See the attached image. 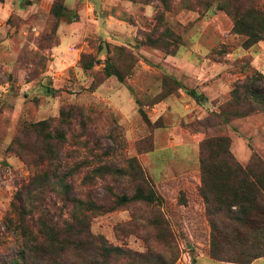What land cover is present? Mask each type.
Listing matches in <instances>:
<instances>
[{"label":"rangeland","instance_id":"rangeland-1","mask_svg":"<svg viewBox=\"0 0 264 264\" xmlns=\"http://www.w3.org/2000/svg\"><path fill=\"white\" fill-rule=\"evenodd\" d=\"M28 1L0 27V264L21 255L24 221L60 232L69 214L86 215L98 251L74 239L51 264H233L208 254L239 236L206 210L198 148L226 136L242 166L264 162V111L218 115L235 85L264 77V28L248 46L233 30L264 0ZM137 190L160 201L119 203Z\"/></svg>","mask_w":264,"mask_h":264},{"label":"trees","instance_id":"trees-1","mask_svg":"<svg viewBox=\"0 0 264 264\" xmlns=\"http://www.w3.org/2000/svg\"><path fill=\"white\" fill-rule=\"evenodd\" d=\"M3 0H0L2 2ZM50 11L59 16L62 8L52 5ZM63 14V13H61ZM73 18V17H72ZM264 28V15L260 10L250 7L237 23L233 30L248 36L247 46L256 43L261 37L257 29ZM109 69L110 64L107 63ZM119 75L108 72L107 76ZM264 111V77L253 72L246 79L233 87L230 98L220 107L218 115L224 122L231 119L244 118L255 112ZM37 123L35 126H42ZM50 138V136L48 137ZM63 139V137H60ZM200 179L203 201L209 215L222 218L234 226V232L239 236V245L225 250L223 247L211 246L209 256L217 262L233 264H252L264 259V162L253 155L246 166L238 163L229 149V138L226 136H206L199 144ZM141 178L142 173H139ZM137 176V175H136ZM62 183V189L65 187ZM66 193L70 189L65 188ZM66 201L75 208L85 205L82 201L66 196ZM126 201H143L147 203L159 202L156 194L137 190L130 197H122L120 204ZM118 203V204H119ZM87 208L90 207L88 204ZM91 208V207H90ZM95 207L92 205V209ZM22 226L24 243L21 244V255L13 264H51L50 248L68 247L75 240L80 239L84 244L98 251L96 238L90 233L89 220L86 215L80 217L68 215L64 221V229L55 231L57 223L43 225L32 235L27 222ZM46 224V223H45ZM62 234L64 238H62ZM61 241V244L58 243ZM88 257L94 258L92 250L84 249ZM90 251V254H88ZM117 249L102 247L101 257L108 256ZM60 259V257H57ZM54 260V259H53ZM61 260V259H60ZM55 264H67V261H53ZM101 264H107L104 261ZM53 263V264H54Z\"/></svg>","mask_w":264,"mask_h":264},{"label":"crops","instance_id":"crops-1","mask_svg":"<svg viewBox=\"0 0 264 264\" xmlns=\"http://www.w3.org/2000/svg\"><path fill=\"white\" fill-rule=\"evenodd\" d=\"M25 2L30 1L22 0L19 6H17L13 0H3L2 2H0V27H2V29L6 27V21L12 14H16L23 19V15H25V13L32 12L28 9V7L32 5V3L30 2V4H25ZM46 2V0H39L38 7H40V5L44 6ZM4 32H7V29H5ZM258 261H261V259L253 262L252 264H257Z\"/></svg>","mask_w":264,"mask_h":264},{"label":"water","instance_id":"water-1","mask_svg":"<svg viewBox=\"0 0 264 264\" xmlns=\"http://www.w3.org/2000/svg\"><path fill=\"white\" fill-rule=\"evenodd\" d=\"M25 4H29V2H25Z\"/></svg>","mask_w":264,"mask_h":264}]
</instances>
